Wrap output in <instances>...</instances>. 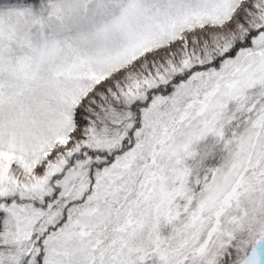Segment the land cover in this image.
<instances>
[{"label":"snow or ice","instance_id":"snow-or-ice-1","mask_svg":"<svg viewBox=\"0 0 264 264\" xmlns=\"http://www.w3.org/2000/svg\"><path fill=\"white\" fill-rule=\"evenodd\" d=\"M0 264H264V0H0Z\"/></svg>","mask_w":264,"mask_h":264}]
</instances>
